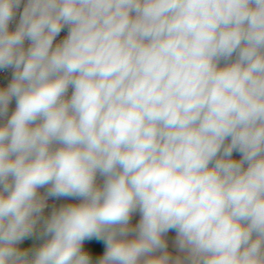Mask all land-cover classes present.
<instances>
[{
    "label": "clouds",
    "instance_id": "clouds-1",
    "mask_svg": "<svg viewBox=\"0 0 264 264\" xmlns=\"http://www.w3.org/2000/svg\"><path fill=\"white\" fill-rule=\"evenodd\" d=\"M8 69L0 264H264V0H0Z\"/></svg>",
    "mask_w": 264,
    "mask_h": 264
},
{
    "label": "built area",
    "instance_id": "built-area-1",
    "mask_svg": "<svg viewBox=\"0 0 264 264\" xmlns=\"http://www.w3.org/2000/svg\"><path fill=\"white\" fill-rule=\"evenodd\" d=\"M22 7L23 5H21V9L17 10V14H16V18L15 20L10 24V30H14L16 24L19 22V13L20 11H22ZM67 35V29H65L64 31H62L60 33V35L56 38V41H54L55 43H58L60 40H62L65 36ZM25 46L27 47V42L25 44ZM12 77V70L8 69V70H4V71H0V87H5L7 86V84L10 82ZM15 109V100H13L9 106V115L11 114V112ZM103 180L101 177H97V183L98 184H102ZM39 192L41 194H45L46 193V188H42L39 189ZM80 200L77 198H72V197H49L47 199V207L44 210L43 215L45 217L50 216L51 212L54 209H58L59 207L65 205V204H69V203H79Z\"/></svg>",
    "mask_w": 264,
    "mask_h": 264
},
{
    "label": "crops",
    "instance_id": "crops-1",
    "mask_svg": "<svg viewBox=\"0 0 264 264\" xmlns=\"http://www.w3.org/2000/svg\"><path fill=\"white\" fill-rule=\"evenodd\" d=\"M235 158L239 159V154L236 153ZM139 221V213H135L132 217V220H131V224L135 225L136 223H138ZM129 238H132L131 236ZM166 241H167V245H168V252L173 256H177V255H182L177 246H176V233L174 230L172 231H169V233L166 234V237H165ZM29 239H27V242H28ZM25 243H23L22 245H24ZM21 246V245H20Z\"/></svg>",
    "mask_w": 264,
    "mask_h": 264
},
{
    "label": "rangeland",
    "instance_id": "rangeland-1",
    "mask_svg": "<svg viewBox=\"0 0 264 264\" xmlns=\"http://www.w3.org/2000/svg\"><path fill=\"white\" fill-rule=\"evenodd\" d=\"M41 228H42V225L38 226L37 232L34 235L26 238L20 244L21 245L20 247L21 248H29V249H35V248L40 247L44 243V240L41 239L40 235H39ZM27 239H29L28 242H27ZM23 243H25V244L22 245Z\"/></svg>",
    "mask_w": 264,
    "mask_h": 264
},
{
    "label": "water",
    "instance_id": "water-1",
    "mask_svg": "<svg viewBox=\"0 0 264 264\" xmlns=\"http://www.w3.org/2000/svg\"><path fill=\"white\" fill-rule=\"evenodd\" d=\"M87 251L90 253L92 264H96V262L102 257L105 251V246L93 240Z\"/></svg>",
    "mask_w": 264,
    "mask_h": 264
},
{
    "label": "trees",
    "instance_id": "trees-1",
    "mask_svg": "<svg viewBox=\"0 0 264 264\" xmlns=\"http://www.w3.org/2000/svg\"><path fill=\"white\" fill-rule=\"evenodd\" d=\"M236 153H234V156H235ZM93 240H86L83 244V247L85 250H87L89 248V246L91 245Z\"/></svg>",
    "mask_w": 264,
    "mask_h": 264
}]
</instances>
